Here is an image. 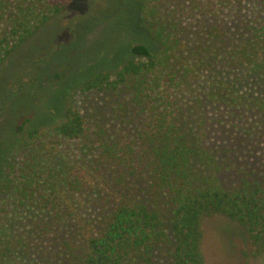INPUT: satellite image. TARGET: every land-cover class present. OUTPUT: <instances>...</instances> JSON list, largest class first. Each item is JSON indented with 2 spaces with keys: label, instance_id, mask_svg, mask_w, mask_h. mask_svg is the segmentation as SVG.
<instances>
[{
  "label": "trees",
  "instance_id": "trees-1",
  "mask_svg": "<svg viewBox=\"0 0 264 264\" xmlns=\"http://www.w3.org/2000/svg\"><path fill=\"white\" fill-rule=\"evenodd\" d=\"M71 1L0 0V65ZM138 9L159 51L133 45L4 143L0 264H207L215 215L264 256V0Z\"/></svg>",
  "mask_w": 264,
  "mask_h": 264
},
{
  "label": "rangeland",
  "instance_id": "rangeland-1",
  "mask_svg": "<svg viewBox=\"0 0 264 264\" xmlns=\"http://www.w3.org/2000/svg\"><path fill=\"white\" fill-rule=\"evenodd\" d=\"M138 8L139 0H72L0 65V152L24 119L29 127L53 125L68 102L81 106L74 90L99 70H118L133 45L159 51L140 27ZM202 225L207 264H264V256L249 254L242 227L219 215Z\"/></svg>",
  "mask_w": 264,
  "mask_h": 264
}]
</instances>
